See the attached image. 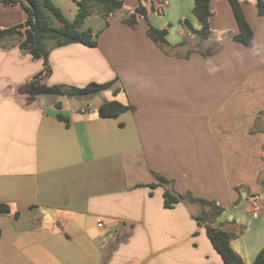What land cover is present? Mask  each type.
I'll return each instance as SVG.
<instances>
[{
  "label": "crops",
  "instance_id": "1",
  "mask_svg": "<svg viewBox=\"0 0 264 264\" xmlns=\"http://www.w3.org/2000/svg\"><path fill=\"white\" fill-rule=\"evenodd\" d=\"M123 1L118 20H100L95 47L51 48L45 80L84 86L117 76L119 92L97 94L134 107L116 118L66 113V125L48 99L27 105L17 86L42 60L20 50L22 35L0 40V204L11 209L0 214V264H225L193 219L201 207L165 208V189L221 206L214 225L235 233L231 246L250 263L264 246V14L256 0H239L253 32L246 47L232 39L227 0L210 1L208 40L181 24L199 28L194 0H142L149 22L167 28L165 50L143 19L135 28L121 21L138 3ZM24 18L21 5L0 3V28ZM215 43L208 57L197 50ZM154 173L171 182L149 187Z\"/></svg>",
  "mask_w": 264,
  "mask_h": 264
},
{
  "label": "trees",
  "instance_id": "2",
  "mask_svg": "<svg viewBox=\"0 0 264 264\" xmlns=\"http://www.w3.org/2000/svg\"><path fill=\"white\" fill-rule=\"evenodd\" d=\"M77 5V12L72 21H67L59 8H57L51 0H0L3 6L21 5L25 18L23 22L5 28H0V40L22 35V39L18 43L20 50L26 54L31 55L33 59H41L43 63L42 69L35 75L25 80L22 84L17 86L18 95L27 105L30 104H46L48 96L64 95L68 97H92L104 90L111 89L113 94L119 92L122 88L118 86L119 78H115L105 82H89L84 86H76L69 84H52L45 82L46 78L51 73L49 65V53L52 47L64 46L71 43H79L88 47H95L97 45L98 36L101 30L93 31L92 28H83L86 19L91 15L92 7L99 5L101 7V18L104 26L108 25V17L114 14L117 10L123 7V0H73ZM157 1L161 6L164 5L165 0ZM211 0H194L192 13L196 17L199 28L194 29L187 19L181 20L189 32L195 37L208 40L212 36V30L209 25V19L212 15L210 10ZM235 18L238 30L232 35L233 41L249 47L252 44L253 32L244 15L241 3L239 0H227ZM256 7L258 15L264 14V0H256ZM52 13L61 25L54 26ZM143 19L147 24V35L161 48L169 46L167 41V28H156L148 20V11L145 8L142 0H138L136 7L130 11L121 21L132 28H135L139 19ZM51 43V44H50ZM181 42L179 45H182ZM5 47V46H4ZM218 43L213 47L205 50L197 49L203 57H208L217 51ZM167 52V51H165ZM191 50L186 53V57ZM55 107L61 108V103L56 102ZM134 107L129 103H121L117 100H110L101 103L97 109V115L101 118H116L120 114L133 111ZM57 118L64 121L68 125L69 121L61 114H57ZM155 182L148 184L149 187L165 186L171 181L165 177L154 173ZM185 201L190 204H198L201 208L198 214L193 215V219L198 226H203L206 235L215 249L221 256L225 264H264V246L258 252L254 260L246 263L244 259L232 248L231 239L235 237V233L225 231L214 225L216 218L222 213L223 208L215 201L205 200L192 196L190 193L175 194L165 189L163 192V206L171 208L176 203ZM11 212L9 205L0 204V214H8ZM15 217L19 216L18 212L14 213ZM128 234L123 236L126 237ZM117 240H119L117 238Z\"/></svg>",
  "mask_w": 264,
  "mask_h": 264
},
{
  "label": "rangeland",
  "instance_id": "3",
  "mask_svg": "<svg viewBox=\"0 0 264 264\" xmlns=\"http://www.w3.org/2000/svg\"><path fill=\"white\" fill-rule=\"evenodd\" d=\"M53 2H54V5L57 8H59L63 17L67 21H72L75 18V15L77 12V5L73 0H53ZM127 7L128 5L126 4L123 9L126 10L128 9ZM49 13L52 17V21L54 23L53 25L55 26L59 22L55 18H53L52 13L50 11ZM122 14H123L122 11H116L115 14H110L109 15L110 17L108 18L109 20H118V17ZM158 16L160 17L161 15H158ZM100 20H102L101 7L99 5H95L92 7L91 15L88 21V24L91 25V27L94 29L93 31H98L99 27L102 25ZM175 31H176V28L171 29L170 36L172 39H175L173 36V34L176 35ZM191 46L193 47L194 43ZM104 92H105L106 97H111L109 90L104 91ZM56 102H60L62 104V107L61 108L55 107ZM101 103H104L102 95H95L92 97H81V98L68 97L64 95H52V96H48L47 108L51 111L54 110L61 115H65L66 113L82 114L80 112L81 108H93L94 110H96L97 106Z\"/></svg>",
  "mask_w": 264,
  "mask_h": 264
},
{
  "label": "built area",
  "instance_id": "4",
  "mask_svg": "<svg viewBox=\"0 0 264 264\" xmlns=\"http://www.w3.org/2000/svg\"><path fill=\"white\" fill-rule=\"evenodd\" d=\"M93 111H94L93 108H81V109H80V112H81L82 114H87V113H89V112H93ZM250 206H251V209H252L254 212H258V211H260L261 205H260V202H259L258 199H256V198H252V199H251V202H250ZM97 225H98V226H101L102 224H101L100 221H98V224H97ZM57 227H58V226H55L54 229H56Z\"/></svg>",
  "mask_w": 264,
  "mask_h": 264
}]
</instances>
